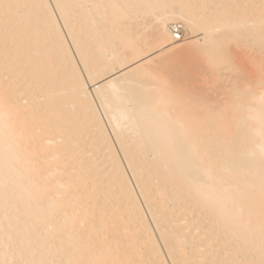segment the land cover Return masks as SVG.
Instances as JSON below:
<instances>
[{
	"label": "bare ground",
	"instance_id": "obj_1",
	"mask_svg": "<svg viewBox=\"0 0 264 264\" xmlns=\"http://www.w3.org/2000/svg\"><path fill=\"white\" fill-rule=\"evenodd\" d=\"M0 264H264V0H0Z\"/></svg>",
	"mask_w": 264,
	"mask_h": 264
},
{
	"label": "rangeland",
	"instance_id": "obj_2",
	"mask_svg": "<svg viewBox=\"0 0 264 264\" xmlns=\"http://www.w3.org/2000/svg\"><path fill=\"white\" fill-rule=\"evenodd\" d=\"M150 22V21H149ZM152 24V26L154 27V28H156V25H157V23L156 22H152L151 23ZM178 27V28H181V39H179V40H177V39H175V38H173V39H175V41H178V42H180V41H182V39H185V38H189L188 39V42H190V41H192L193 42V40L192 39H190V37L192 36V33L190 32V30H188L187 28H186V26L183 24V23H174V24H171V25H169V28H170V30H171V33H173V31H172V29L174 28V27ZM174 34V33H173ZM174 37V36H173ZM187 42V43H188ZM191 43V42H190ZM189 43V44H190ZM192 44V43H191ZM157 45V47L159 46V44H156ZM245 50H246V52H245ZM244 51H242V53H241V55H239V56H237V58H235V60H236V62L234 61V64L236 63V67H235V71L233 70V71H227V72H225V71H223V70H221L220 72H218V75L220 76V75H222V76H220L219 78L217 77V75L216 76H214L213 77V74H212V76H211V74H206V75H204V73H201V71L202 72H205V70H204V68L199 64L200 62H201V60H199L200 58H198V60H197V58L195 59L194 57H197V54L195 55V56H192V55H189V57L188 56H185L186 54H184V53H181V52H177V53H173V55H169V56H167V58H168V60H170L169 61V63L168 64H170L172 61V59H174V57L176 56V61H173V62H177L179 59H177V56H179L180 57V54H181V57H180V59L182 60V58L184 59V57L183 56H185V58L186 59H188V62H186L185 61V59L184 60H180L179 61V63L177 62V68H176V66H174L175 64H171L172 66H174V68H176V69H179V67L178 66H181L182 65V69H181V71H183L184 73H186V71H187V73H189L190 75H192V77H194L193 79L195 80V81H197V77H198V81H197V83L195 82V85H197L198 86V84L200 83V85L199 86H203V88H206V86H207V88H210L211 89V87H214V85H216V87L218 86V82H219V85H220V87H218L219 89H224V88H226V87H228L231 83H233V82H235L234 80H236L237 79V81H240V80H242V78H244V79H246V81H247V79H249V81L250 80H252L254 77H255V75H256V73H255V71L258 69V66H255V65H252V63H251V61L252 62H254V60L256 61V58L258 59V55L255 53V52H253V51H251V50H249V49H245ZM248 50V51H247ZM244 53H246V54H244ZM250 53V54H249ZM255 53V54H254ZM175 54H178V55H175ZM191 56H192V58H191ZM253 57H255V58H253ZM169 58H171V59H169ZM191 58V60H189ZM193 58L195 59V61L194 62H192V60H193ZM167 61V60H166ZM184 61V63L182 64L181 62H183ZM190 61V62H189ZM237 61H238V63H237ZM168 62V61H167ZM186 62V63H185ZM199 62V63H198ZM187 63H189V65H192V63H194V65H195V68H193L192 70L193 71H191V69H189L190 67H188V65H187ZM180 64V65H179ZM254 64H255V62H254ZM170 65V66H171ZM199 65V66H198ZM240 67H239V66ZM254 67V69L252 68V66ZM168 66V65H167ZM170 66L168 67V69H170ZM165 67V66H164ZM183 67H187L189 70H186L185 68H183ZM201 67H202V70H201ZM173 68V69H174ZM200 68V69H199ZM241 69V70H239L238 71V69ZM255 68H256V70H255ZM197 69L199 70V71H197ZM162 70H164L163 72H169L168 70H165V69H162ZM180 70V69H179ZM178 70V71H179ZM204 70V71H203ZM249 70V71H248ZM196 71V73H194ZM252 73H251V72ZM254 71V72H253ZM228 72H230V73H228ZM251 73V74H247V73ZM257 72V71H256ZM161 73H162V71H161ZM171 73V72H170ZM169 73V74H170ZM192 73H194V74H192ZM220 73V74H219ZM231 73H232V75H231ZM234 73H236V75L234 74ZM201 74V75H200ZM214 74H216V73H214ZM245 74V75H244ZM254 74V75H253ZM166 75H168V74H166ZM187 75V74H186ZM194 75V76H193ZM203 75V76H202ZM230 75V76H229ZM239 75H241L240 77H239ZM251 75V76H250ZM164 76V75H163ZM202 76V77H201ZM206 76V77H205ZM208 76V77H207ZM254 76V77H253ZM205 77V78H204ZM228 77H230V78H228ZM232 77V78H231ZM233 77H235L236 79H234ZM238 77V78H237ZM249 77V78H248ZM250 77H252V78H250ZM189 78H191V77H189ZM204 78V79H203ZM208 78H209V81H208ZM217 78L219 79V80H217ZM224 78V79H223ZM228 80H227V79ZM222 79H223V81H222ZM255 79V78H254ZM232 80H233V82H232ZM191 81H193V80H191ZM191 81L189 82V83H191ZM216 81H218V82H216ZM222 81V82H221ZM226 81H227V83H226ZM236 81V82H237ZM253 81V80H252ZM242 82H243V84H244V81L242 80ZM189 83H187L188 85H189ZM216 83V84H215ZM222 83V84H221ZM241 83V82H240ZM248 83V82H247ZM214 84V85H213ZM246 84V83H245ZM205 85V86H204ZM211 85H213V86H211ZM209 86H211V87H209Z\"/></svg>",
	"mask_w": 264,
	"mask_h": 264
},
{
	"label": "built area",
	"instance_id": "obj_3",
	"mask_svg": "<svg viewBox=\"0 0 264 264\" xmlns=\"http://www.w3.org/2000/svg\"><path fill=\"white\" fill-rule=\"evenodd\" d=\"M173 33H174V38L179 40L181 39V28H178V27H174L172 29Z\"/></svg>",
	"mask_w": 264,
	"mask_h": 264
}]
</instances>
